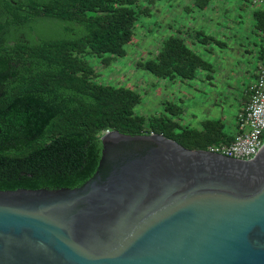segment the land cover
<instances>
[{"label": "water", "instance_id": "water-1", "mask_svg": "<svg viewBox=\"0 0 264 264\" xmlns=\"http://www.w3.org/2000/svg\"><path fill=\"white\" fill-rule=\"evenodd\" d=\"M101 140L77 187L0 189V264H264V145L240 160L162 133Z\"/></svg>", "mask_w": 264, "mask_h": 264}, {"label": "trees", "instance_id": "trees-1", "mask_svg": "<svg viewBox=\"0 0 264 264\" xmlns=\"http://www.w3.org/2000/svg\"><path fill=\"white\" fill-rule=\"evenodd\" d=\"M212 1L193 6L204 10ZM149 14L139 0H0V189L81 185L97 170L106 129L162 133L191 149L233 138L221 119L183 124L174 102L163 113H139L138 90L97 79L91 58L108 66L125 56L138 20ZM253 15L263 36L264 9ZM197 39L209 41L204 30ZM137 65L171 81L212 68L179 32Z\"/></svg>", "mask_w": 264, "mask_h": 264}, {"label": "rangeland", "instance_id": "rangeland-1", "mask_svg": "<svg viewBox=\"0 0 264 264\" xmlns=\"http://www.w3.org/2000/svg\"><path fill=\"white\" fill-rule=\"evenodd\" d=\"M229 1L231 0H213L207 10L195 7L194 12L187 13L184 7L192 5L194 0H155L154 3L150 0H139L141 6L150 7V14L142 15L138 20L135 35L126 45L125 56L117 58L108 66L100 58H91L98 74L97 79L114 85L124 84L138 90L142 95V101L136 107L139 113H163L165 104L168 101L174 102L183 108L182 123L200 127L205 118H216L224 122L226 130L234 133L235 117L241 99L253 80L251 74L259 59L257 52L262 45V34L255 27L254 17L249 16L247 6L245 10L232 9ZM253 1L261 5V2ZM215 3H219L220 9L217 7V11L219 9L221 14L205 21L204 17H209L210 13L215 15L211 7ZM227 7H231L228 8L229 12L225 11ZM256 9L258 7L254 10ZM239 19L242 22H233ZM210 21L212 25L206 23ZM190 23L196 30L201 28L204 32L210 31L213 40H221L223 43L220 45L209 42L208 45H199L204 57L212 64L211 69H201L199 78L182 82L180 79H159L152 72L137 65L138 61L157 54L163 38L176 31V24L182 26ZM211 47L213 52H210Z\"/></svg>", "mask_w": 264, "mask_h": 264}, {"label": "built area", "instance_id": "built-area-1", "mask_svg": "<svg viewBox=\"0 0 264 264\" xmlns=\"http://www.w3.org/2000/svg\"><path fill=\"white\" fill-rule=\"evenodd\" d=\"M263 3L264 0H256ZM264 48V35L262 36ZM248 100L236 114V130L227 142L209 144L205 150L228 157L250 160L264 145V55L256 64V76L247 87ZM110 132L109 129L104 131Z\"/></svg>", "mask_w": 264, "mask_h": 264}, {"label": "crops", "instance_id": "crops-1", "mask_svg": "<svg viewBox=\"0 0 264 264\" xmlns=\"http://www.w3.org/2000/svg\"><path fill=\"white\" fill-rule=\"evenodd\" d=\"M244 2L243 3H240L239 2V0H231V1H229L228 2V4H230V5H232V9L233 8H236V9H239V10H245V7L247 6V9H248V13H249V16L250 17H254L253 16V14H254V9L256 8V7H258V9L259 8H262V9H264V2L263 3H261V5L260 4H256V3H254V1L253 0H243ZM223 4H225V2H223ZM193 5V4H192ZM192 5H186L185 7H184V10L187 12V13H192V12H194L195 10V7L194 6H192ZM218 5H219V3H215L213 6H211L212 7V9H213V12H214V14L215 15H212V13H210L208 16L209 17H204V20L205 21H209V19H211V18H217V16H219L221 13H219V7H218ZM260 6V7H259ZM193 7V8H192ZM217 7L219 8L218 9V11H217ZM249 7V8H248ZM228 8H231V7H227L226 9H225V11H228L229 9ZM205 10H207V9H205ZM204 10V11H205ZM229 12V11H228ZM227 12V13H228ZM189 16H191V14L189 15ZM214 16V17H213ZM241 15H239V18H241L240 17ZM191 18L194 20V17H192L191 16ZM213 20L214 19H212V22H213ZM254 20H255V18H254ZM211 21L210 22H206V23H208V24H210V25H212L211 23H212ZM234 23H238V22H242L241 21V19H239V20H234L233 21ZM217 24H219V22H217ZM174 25V24H173ZM227 26V25H226ZM229 27V26H228ZM255 27H256V20H255ZM256 29L257 30H259L257 27H256ZM175 30L176 31H174V32H179V35H181L184 39H185V41H186V43H188V45L191 47V48H193L194 50H196L197 52H199V53H203L202 51H201V48L199 47V45L201 44L199 41H198V39H197V34H198V31L199 30H203V29H199V30H196L195 28H193L192 27V23H190L189 25L188 24H182V26H180L179 24L177 25L176 24V27H175ZM173 32V33H174ZM259 32H260V30H259ZM261 33V32H260ZM172 34V33H171ZM205 34H206V36H208L209 37V41H208V43L210 42V44L211 43H216V44H220V45H222L223 43L221 42V40L219 41V40H213V37H212V35L210 34V31H208V33L207 32H205ZM168 35H170V34H168ZM167 35V36H168ZM230 35H231V32H230ZM224 37H226L225 35H224ZM165 38V37H164ZM163 38V39H164ZM261 40H262V38H261ZM222 43V44H221ZM208 45V44H207ZM262 47V46H261ZM261 49L262 48H260V50H258V58H260V55H261ZM207 51V50H206ZM213 52V48L211 47L210 48V52ZM259 60V59H258ZM251 75H253V80L252 81H254V79H255V76H256V68H255V70H254V72L251 74ZM199 73H198V75H197V77L199 78ZM209 76V75H208ZM171 81V80H170ZM173 81H175V80H173ZM251 81V82H252ZM182 82H186V81H183L182 80ZM179 86H181V84L179 85ZM181 88V87H180ZM248 100V95L246 94V90H245V94H244V96H243V98L241 99V105H240V108L245 104V102ZM239 108V109H240ZM183 113H184V111H183ZM182 113V114H183ZM194 115V114H193ZM180 119H182V118H180ZM183 124H186V123H183ZM235 130H236V117H235V123H234V132H235Z\"/></svg>", "mask_w": 264, "mask_h": 264}]
</instances>
